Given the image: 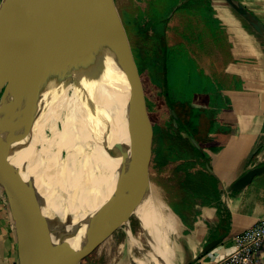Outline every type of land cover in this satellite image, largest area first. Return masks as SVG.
Wrapping results in <instances>:
<instances>
[{
  "label": "bare ground",
  "instance_id": "1",
  "mask_svg": "<svg viewBox=\"0 0 264 264\" xmlns=\"http://www.w3.org/2000/svg\"><path fill=\"white\" fill-rule=\"evenodd\" d=\"M65 15L75 23L64 26V44L59 36L47 37L44 31L22 38L5 68L4 80L11 83L3 98L18 135L23 141L27 134L32 137L25 143L41 195L45 253L49 260L53 258L73 216L79 225L70 244L77 261L85 224L117 186L132 120L120 38L109 29L96 0H85L77 11L71 9ZM16 65L23 66L18 90L24 94L19 98L14 94ZM28 98L32 121L23 116ZM37 144L52 150L51 161L38 151ZM168 208L160 189L149 183L124 210L125 216H139L152 239L153 249L137 256L138 264H180L172 237L164 234L163 224L149 212L156 210L163 216Z\"/></svg>",
  "mask_w": 264,
  "mask_h": 264
},
{
  "label": "crops",
  "instance_id": "2",
  "mask_svg": "<svg viewBox=\"0 0 264 264\" xmlns=\"http://www.w3.org/2000/svg\"><path fill=\"white\" fill-rule=\"evenodd\" d=\"M131 8L145 10L169 46L178 45L183 57L192 58L193 69L185 72L207 77L193 86L204 89V98L180 103L205 112L206 96L216 92L209 99L212 112L205 113L215 130L211 136H217L214 143L204 144L205 156L199 157L190 154L199 147L187 134L188 154L169 168L178 171L182 183L176 204L179 263L222 264L235 248V235L264 217V172L244 189H231L239 176L264 160V0H131ZM170 210L168 220L175 226L177 217ZM213 240L219 242L203 251ZM0 262L18 264L1 186ZM253 264H264V249Z\"/></svg>",
  "mask_w": 264,
  "mask_h": 264
},
{
  "label": "water",
  "instance_id": "3",
  "mask_svg": "<svg viewBox=\"0 0 264 264\" xmlns=\"http://www.w3.org/2000/svg\"><path fill=\"white\" fill-rule=\"evenodd\" d=\"M84 2L85 0H2L0 4V186L5 192L12 216L18 264H77L70 240L79 224L76 218L70 216L56 252L49 260L45 253L42 233L39 187L33 174L26 143L16 132L11 112L3 98L5 68L26 35L44 31L47 37L59 36L64 44V26L75 23L73 18L68 19L65 14L71 9L77 11ZM96 2L111 32L120 38L118 45L120 59L127 72L130 86L132 129L117 186L110 198L85 224L88 231L86 244L115 215L123 213L124 216L127 205L141 193L145 180V164L149 155L148 122L141 81L127 30L116 12L113 0L111 4L108 0ZM228 2L232 3V0ZM174 114L176 115L175 110ZM263 172L264 160H261V164L239 176L231 185V189H244ZM129 217L127 220L124 218L128 223ZM218 242L219 240H213L203 251L210 250ZM187 264H190V261Z\"/></svg>",
  "mask_w": 264,
  "mask_h": 264
},
{
  "label": "rangeland",
  "instance_id": "4",
  "mask_svg": "<svg viewBox=\"0 0 264 264\" xmlns=\"http://www.w3.org/2000/svg\"><path fill=\"white\" fill-rule=\"evenodd\" d=\"M113 4L127 30L140 76L148 122L147 148L149 155L145 164L146 181L143 183V189L152 183L160 189L163 199L165 198L168 202L170 207L167 215L164 214L165 212H163V216L159 215L156 210L152 209L149 212L152 218L163 224L166 230L164 234L172 237L173 249L177 256L179 231L176 230L178 226L176 204L182 183L178 171L171 170L169 165L180 156L184 148H189L191 143L188 133L179 126L171 106V100L191 102V98H198L199 100L204 98V89L193 88V86H199L208 79L199 73L185 72L186 69L188 71L193 69L192 58L183 57L184 55L181 53L183 49L180 50L178 45L169 46L170 41L164 40L160 28L158 26L156 28L153 22L147 20L145 10H137V12L131 8V0H113ZM15 67L18 73L16 79L18 80L14 79L17 81V90L15 89L14 94L16 98H19L23 97L24 94L18 90V81L21 77L19 73L23 70V66L16 65ZM10 83L9 79L5 80L4 92ZM219 92L221 94L224 91ZM215 95L216 92L213 90L209 95L210 97L206 96L205 104L202 106L205 108V113L212 112L214 106L210 100ZM28 101L29 98L24 106L26 110L23 111V116L30 119ZM30 121L32 120L30 119ZM47 134L50 135V132L47 131ZM31 139V136L29 138L28 134L25 135L26 143H30ZM36 147L44 157H47L49 161L52 160V150L43 149L38 144ZM63 155L66 156L67 153L64 152ZM170 208L177 217H175V226L168 220L171 216ZM135 215L132 214L130 217L123 216V213L115 215L86 244L87 231L78 250L80 259L77 260V264H138L135 258L144 256L146 251H151L153 247L150 242L152 239L147 235V228L139 216L137 218ZM128 217L129 223L124 220ZM84 246L85 250L82 254ZM0 264L3 263L0 262Z\"/></svg>",
  "mask_w": 264,
  "mask_h": 264
},
{
  "label": "trees",
  "instance_id": "5",
  "mask_svg": "<svg viewBox=\"0 0 264 264\" xmlns=\"http://www.w3.org/2000/svg\"><path fill=\"white\" fill-rule=\"evenodd\" d=\"M171 106L175 110L176 119L179 123V126L182 130H185L191 138L197 143L199 148H194V153L205 156L202 146L204 144H213L215 139L212 141L211 133H215V130L210 127L209 117L205 114V112L200 111L195 106L183 102L173 101L171 100ZM188 147L184 148L183 152H181L180 156L188 154ZM186 152V153H185ZM179 156V157H180ZM178 157V158H179ZM193 157V156H192ZM176 158V159H178Z\"/></svg>",
  "mask_w": 264,
  "mask_h": 264
},
{
  "label": "built area",
  "instance_id": "6",
  "mask_svg": "<svg viewBox=\"0 0 264 264\" xmlns=\"http://www.w3.org/2000/svg\"><path fill=\"white\" fill-rule=\"evenodd\" d=\"M234 241V250L222 260V264H253L264 249V217L236 234Z\"/></svg>",
  "mask_w": 264,
  "mask_h": 264
}]
</instances>
